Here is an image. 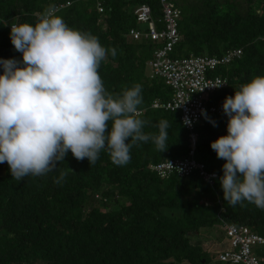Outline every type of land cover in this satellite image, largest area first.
<instances>
[{
  "label": "trees",
  "instance_id": "trees-1",
  "mask_svg": "<svg viewBox=\"0 0 264 264\" xmlns=\"http://www.w3.org/2000/svg\"><path fill=\"white\" fill-rule=\"evenodd\" d=\"M169 1L181 11L175 57L242 52L214 72L229 86L209 96L208 104L221 106L241 84L264 75V39H258L264 37V0ZM142 4L161 16L155 0H0V22L9 25L0 24V59H22L10 41L12 22L35 24L49 5L63 6L56 14L70 28L91 33L109 50L98 68L106 91L115 97L139 85L141 114L136 117L145 122L143 131L158 134V122L164 120L169 134L162 153L151 140L134 144L124 166L114 165L104 150L92 165L69 151L55 171L20 181L6 162L0 164V264H223L219 250L206 251L191 235L219 229L225 238L223 227L232 224L264 237V210L247 201L229 206L219 178L211 187L197 173L189 179L177 173L161 178L153 171L159 163L189 158L194 149L199 163L222 176L225 161L210 144L227 135V117L207 114L215 127L204 117L189 131L180 112L152 108L157 100L170 101L173 90L154 77L150 66L159 44L129 38L131 29L145 27L134 16ZM207 191L214 202L205 201ZM254 254L264 263L262 249Z\"/></svg>",
  "mask_w": 264,
  "mask_h": 264
},
{
  "label": "clouds",
  "instance_id": "clouds-1",
  "mask_svg": "<svg viewBox=\"0 0 264 264\" xmlns=\"http://www.w3.org/2000/svg\"><path fill=\"white\" fill-rule=\"evenodd\" d=\"M56 12L49 5L35 24H10L11 44L22 59H0V164L6 162L13 179L21 181L55 171L69 151L92 165L104 150L117 166L130 161L137 142L151 140L164 152L167 121L158 122V134H152L136 117L141 87L109 94L98 74L109 50ZM222 109L227 135L210 147L225 161L219 177L223 199L231 207L247 201L264 210V75L241 84ZM201 114L216 126L205 110Z\"/></svg>",
  "mask_w": 264,
  "mask_h": 264
},
{
  "label": "built area",
  "instance_id": "built-area-1",
  "mask_svg": "<svg viewBox=\"0 0 264 264\" xmlns=\"http://www.w3.org/2000/svg\"><path fill=\"white\" fill-rule=\"evenodd\" d=\"M155 1L160 4L161 16L156 18L149 4L137 6L134 16L136 21L145 27L131 29L129 38L132 41L147 40L152 44H159L153 50L150 66L153 69L154 77L165 80V84L173 90V96L168 102L155 101L152 108L180 112L184 127L193 131L195 125L204 118L201 110H205L207 114L211 115L223 114L222 105L216 106L207 103L209 96L227 89L229 86L226 79L214 75V72L239 59L242 52L234 50L223 57L195 55L186 58L175 57L173 51L181 41L178 31L181 11L169 0ZM69 5L68 3L66 7ZM62 8L63 6L56 7L57 12ZM97 9L99 13H104L102 3L97 4ZM208 106L211 107L208 108ZM137 114H141V112L138 111ZM186 121L190 123H186ZM192 138L195 141L194 135ZM194 156L193 149L189 158L160 163L154 171L161 178H168L173 173H177L181 178H189L197 173L204 183L211 187L214 186L215 181L219 178L218 174L209 172L206 166L199 163ZM223 229L226 233L227 246L219 253L221 263L262 264L261 259L254 254V249L264 243V237L255 234L247 227H238L232 224H226ZM234 247L236 249H233Z\"/></svg>",
  "mask_w": 264,
  "mask_h": 264
},
{
  "label": "rangeland",
  "instance_id": "rangeland-1",
  "mask_svg": "<svg viewBox=\"0 0 264 264\" xmlns=\"http://www.w3.org/2000/svg\"><path fill=\"white\" fill-rule=\"evenodd\" d=\"M148 72L151 73V70H148ZM205 194L204 198L206 202L212 203L215 201L211 191H207ZM191 236L193 243H200L203 248H206V251L214 252V254H216V250L222 251L227 246L226 238H224V234L219 229H215L210 235L203 232L198 235L192 234ZM258 248L262 249L264 253V247Z\"/></svg>",
  "mask_w": 264,
  "mask_h": 264
},
{
  "label": "bare ground",
  "instance_id": "bare-ground-1",
  "mask_svg": "<svg viewBox=\"0 0 264 264\" xmlns=\"http://www.w3.org/2000/svg\"><path fill=\"white\" fill-rule=\"evenodd\" d=\"M132 41V40H131ZM224 79V78H223ZM228 85H229V82H228ZM228 88V87H227ZM209 107H211V106H208V108ZM160 109H163V108H160ZM181 121H182V115H181ZM201 121V120H200ZM184 125V124H183ZM160 164V163H159ZM156 166H159L158 164L157 165H154V167L152 168L153 169V171L154 170H156ZM187 179V178H186ZM189 179V178H188ZM262 247H264V243H262V245H261ZM233 249H236L235 247L233 248ZM259 258V257H258ZM218 260L221 262V260H220V258H218ZM262 262V261H261ZM262 264H263V262H262Z\"/></svg>",
  "mask_w": 264,
  "mask_h": 264
}]
</instances>
